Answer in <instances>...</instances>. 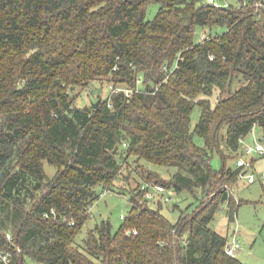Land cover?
<instances>
[{"label":"trees","instance_id":"trees-1","mask_svg":"<svg viewBox=\"0 0 264 264\" xmlns=\"http://www.w3.org/2000/svg\"><path fill=\"white\" fill-rule=\"evenodd\" d=\"M238 1L0 0V264H246L226 252L234 235L211 226L239 207L227 151L264 134V0ZM105 79L114 87L97 108L76 105V87ZM134 157L176 171H142L123 224L104 219L81 238ZM146 184L198 204L172 221Z\"/></svg>","mask_w":264,"mask_h":264},{"label":"rangeland","instance_id":"rangeland-1","mask_svg":"<svg viewBox=\"0 0 264 264\" xmlns=\"http://www.w3.org/2000/svg\"><path fill=\"white\" fill-rule=\"evenodd\" d=\"M207 0H203L206 2ZM223 5L239 6L238 0L221 1ZM160 7L159 3L150 5L147 13L148 19H153ZM207 28H199L197 32V40H200L204 32H208ZM225 28H217L214 33H223ZM141 85V83H139ZM112 81L98 80L90 83L88 86L76 87L74 93L76 97V105L80 107L90 106L93 102H97L100 98L103 101L112 92ZM101 90V91H100ZM217 100V93L212 97L213 103ZM101 101V102H102ZM201 116L200 107L197 105L191 114V128L195 129ZM264 134L259 126L253 129L246 138L242 140L240 151L227 159V166L232 169L237 168V160L245 154L248 145L255 144L259 140L264 144ZM225 152L226 148L223 146ZM258 157L254 163L252 171L245 176L241 173L237 183L232 186V193L239 204L235 220L229 221L227 209L224 206L217 212L211 226L214 230L225 236L234 235L239 244L240 253L237 257L246 264H264V180L258 178L257 181L249 183L248 175L252 173L264 172V157ZM212 163L215 168L221 169L223 161L220 153L217 151L213 155ZM121 176L114 183L111 190L101 191V197L91 206V218L87 221L81 233V238L85 236L87 231L94 228L102 220H110L114 229H118L122 224V215H126L130 208L131 191L140 183H142V171L153 170L166 178H169L176 171L175 168H167L147 163L144 160L131 158L122 164ZM46 171L53 175L56 168L49 163L45 165ZM172 201L164 206L163 212L172 221L176 220L181 210H194L197 202L188 191L181 194L174 193ZM178 205L180 209H176ZM28 264H37L28 260Z\"/></svg>","mask_w":264,"mask_h":264},{"label":"built area","instance_id":"built-area-1","mask_svg":"<svg viewBox=\"0 0 264 264\" xmlns=\"http://www.w3.org/2000/svg\"><path fill=\"white\" fill-rule=\"evenodd\" d=\"M221 1L224 0H207L204 2L207 5H213L215 7H226L228 5H223ZM262 3H257V6H260ZM202 38H209L208 35L203 33ZM138 83H142V79L138 80ZM119 90V89H118ZM126 94L130 96L133 93V90L126 89ZM264 138V137H263ZM259 157H264V144L261 143L259 140H256L255 144L248 145L245 149V154L237 160V168L241 171L242 176H245L254 166L256 159ZM240 173V175H241ZM249 183H253L258 180V178L264 180V172L260 173H252L248 176ZM143 189H146L145 196L146 198L153 200V201H160L163 200L164 202H171L172 197L174 196V191L167 189L165 186L160 184H146L144 185ZM214 194V193H213ZM212 194V195H213ZM123 217V216H122ZM136 233V230H129L128 234ZM8 238L12 239L11 234H8ZM226 252L233 257H237V254L240 253L239 244L235 236H232L227 244H226ZM0 256L2 260L8 261V255L2 254L0 252ZM39 264H45L40 262Z\"/></svg>","mask_w":264,"mask_h":264},{"label":"water","instance_id":"water-1","mask_svg":"<svg viewBox=\"0 0 264 264\" xmlns=\"http://www.w3.org/2000/svg\"><path fill=\"white\" fill-rule=\"evenodd\" d=\"M100 91H101V90H100ZM101 101H102V100H101V98H100L97 102L94 103V106L97 108V107L99 106V104L101 103Z\"/></svg>","mask_w":264,"mask_h":264}]
</instances>
